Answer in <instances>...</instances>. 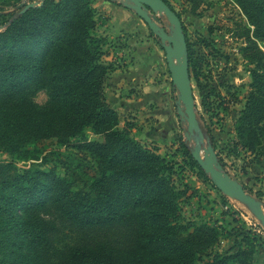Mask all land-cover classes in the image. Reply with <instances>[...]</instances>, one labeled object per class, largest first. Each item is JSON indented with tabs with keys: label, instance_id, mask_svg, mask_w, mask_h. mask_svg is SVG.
<instances>
[{
	"label": "trees",
	"instance_id": "1",
	"mask_svg": "<svg viewBox=\"0 0 264 264\" xmlns=\"http://www.w3.org/2000/svg\"><path fill=\"white\" fill-rule=\"evenodd\" d=\"M21 1L0 0V149L12 159L0 164V236L9 253L2 263L42 264L34 245L43 243V231L20 213L49 202L74 224L108 226L134 218L138 225L137 247L127 254L107 244L75 247L66 264H252L254 250L213 254L221 228L184 222L180 199L186 191L174 182L175 164L134 139L131 122L121 126L105 96L114 67L103 61L106 41L95 34L90 0H43L28 10L27 5L18 9ZM235 3L255 27L253 37L250 30L244 33L245 52H252L246 56L261 61L257 41L264 42V0ZM187 42L191 78L201 90ZM250 73L251 91L237 132L257 160L264 159V68ZM45 75L48 104L40 107L32 90ZM88 131L95 139H88ZM44 143L74 150L63 155L64 177L18 169L16 161L38 154L26 149ZM25 242H31L30 250H22Z\"/></svg>",
	"mask_w": 264,
	"mask_h": 264
},
{
	"label": "rangeland",
	"instance_id": "2",
	"mask_svg": "<svg viewBox=\"0 0 264 264\" xmlns=\"http://www.w3.org/2000/svg\"><path fill=\"white\" fill-rule=\"evenodd\" d=\"M167 1L181 17L194 56L201 86L200 90L196 82L192 80L196 112L206 136V143H210L215 149L220 148V157H218L224 171L244 185L246 191L264 208V159L254 160L250 154H247L237 132L238 120L245 109L251 91L250 72L262 71L264 68V59L251 61L246 54H252V52H245L247 48L245 30H250L253 37L255 27L250 25L235 0ZM42 2L43 0H22L18 4V9L29 4L40 6ZM90 2L97 23L95 34L104 42L106 41L102 50L106 54L113 51L117 56V51L126 48L132 37L129 35L126 39V36H123L124 31L123 37L115 36V30L121 19L129 23L134 16L131 14L135 13L127 11V15L122 17L116 11L118 10L116 8L126 9L120 0H109V3L116 7L113 10L101 7L96 0H90ZM22 4L24 5L21 6ZM7 10L13 13L16 11L15 8ZM161 21L163 27L169 31L167 19L163 17ZM125 35L128 36V34ZM110 39L111 42H109ZM257 42L259 49L264 52V42L259 40ZM131 51L130 49L127 54H132ZM103 61L111 64L108 56L104 57ZM46 77L47 75L32 90L35 95L32 101L40 107L48 104ZM111 80H113L112 73L109 74L104 87L107 102L111 92L109 90ZM175 94L173 103L178 100V92L176 91ZM173 114L177 124L180 123V125L175 124V129L168 127L167 132L170 135L168 139L141 138L139 134L143 132L139 127L140 124H136L138 137L134 132L136 126L132 123L133 138L168 162L175 164L174 182L179 190L186 191V195L180 199L184 222L221 228L222 236L219 243L212 249L213 254H224L230 250L237 252L238 249L244 248L249 252L254 250L252 264H264L262 224L247 205L224 197L207 180L209 176L204 171L205 175H203L202 169L195 167L189 156L185 154L186 148L190 153L194 148V143L189 142L185 137L188 126L181 122L177 107ZM121 126H125L123 121ZM163 132L167 134L166 131ZM87 133L88 139H95L90 131ZM171 137L172 139H169ZM56 144L44 143L40 146H29L27 151L38 154L35 155V159L25 162L16 161L18 169L22 171L34 167L48 173H55L58 177H64L63 155L67 156L74 150H68ZM11 160V157L0 149V164ZM20 214L29 217L43 231V243L34 245L42 264H66L68 252L75 247L91 248L107 244L120 255H125L137 247L139 231L134 218L124 224L116 222L108 226H84L69 221L54 204L49 202L27 211L23 210ZM31 242L21 244L22 250H30ZM6 246L7 242L0 236V264H4L3 261L6 262L4 256L9 259L7 256L9 253L4 250ZM19 259L23 260L21 257Z\"/></svg>",
	"mask_w": 264,
	"mask_h": 264
},
{
	"label": "crops",
	"instance_id": "3",
	"mask_svg": "<svg viewBox=\"0 0 264 264\" xmlns=\"http://www.w3.org/2000/svg\"><path fill=\"white\" fill-rule=\"evenodd\" d=\"M96 1L106 9L116 8L115 5L109 3V0ZM116 9L122 17L127 15V11L133 12L127 9ZM131 15L134 16L129 23L121 19L114 33L115 36H122L124 31L123 36H126V39L130 35L132 38L128 45L124 49L120 46L122 50L117 51V56L113 51L107 54L114 67L108 102L118 112L123 123L131 122L135 126L140 124L139 127L143 132L139 134L141 138L165 140L170 137L167 132L168 127L175 129V124H177L173 114L177 107L176 102L173 103L176 90L158 39L136 14ZM127 48L132 50V54H127L130 50ZM137 128L136 126L134 129L136 134ZM216 152L220 157V148H217Z\"/></svg>",
	"mask_w": 264,
	"mask_h": 264
},
{
	"label": "water",
	"instance_id": "4",
	"mask_svg": "<svg viewBox=\"0 0 264 264\" xmlns=\"http://www.w3.org/2000/svg\"><path fill=\"white\" fill-rule=\"evenodd\" d=\"M120 1L124 8L133 11L147 25L164 51L172 84L178 92L177 113L181 122L188 126L186 139L194 143L192 158L224 197L247 205L264 228L262 204L250 195L240 182L224 171L216 149L210 143H206V136L196 112V98L190 74L189 47L182 20L164 0ZM37 6V4H29L26 10ZM163 17L169 23V31L162 25Z\"/></svg>",
	"mask_w": 264,
	"mask_h": 264
}]
</instances>
